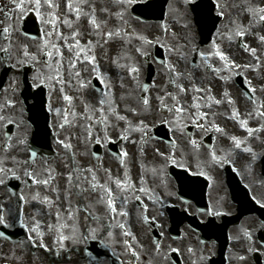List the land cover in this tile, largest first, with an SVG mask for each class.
Masks as SVG:
<instances>
[{"label":"flooded vegetation","instance_id":"af4514ba","mask_svg":"<svg viewBox=\"0 0 264 264\" xmlns=\"http://www.w3.org/2000/svg\"><path fill=\"white\" fill-rule=\"evenodd\" d=\"M78 2L79 0H71L72 7L69 8V0H51L53 7L50 8L42 0L40 12L45 19L54 20L55 35L46 36L45 33L52 31V26L42 24L37 18L40 29L37 38L22 34L21 25L25 13L21 17L18 10L12 11L14 5L10 2L0 3V9L3 10L0 11V161H3L2 166L8 170L7 174L0 173V179L4 181L0 184V205L5 210L4 215L9 224L5 227L7 236L21 233L19 229L28 233V237L34 236V233L21 227V221L29 225L38 221L43 232V244L46 245V248L40 247L38 243H30L27 238L22 244L26 246V250L34 253V258L28 257L25 264H113L105 257L102 249L111 251L115 247L120 264H157L165 259L171 264H207V256L208 259L212 257L211 260L216 258L220 240L228 243L225 264H264V182L250 181V191L256 205H250L247 220H240L233 227L231 235L214 240L218 241V248L211 240L200 241L202 235L199 232L192 231L189 234L190 227L185 224L181 227L185 226L186 231H180L176 237L168 236L174 216L168 214L166 206L172 204L169 194L177 189L176 180L169 168V144L150 140L148 132L135 130L140 126L141 107L139 113H129L125 120L117 118L125 116L126 109L136 104L134 93L141 87L149 62L153 65L156 76L169 71L168 63L166 60L162 65L157 63V54L153 51L146 54L148 62L143 60L141 41L134 44L133 53H126L121 33L122 30L126 32V24L122 15H119L122 14L120 6L106 3L105 8H94L91 2L81 0L79 5ZM77 5L83 13L87 11V15L77 16V10H74ZM9 12L12 13L11 19L5 15ZM68 13L71 21L61 22V15ZM93 15L101 27L96 31L99 33L96 49L93 43L94 25L90 22ZM4 27L9 28V36L3 32ZM13 27L19 28L20 34L16 38L11 31ZM108 32L114 33L112 42L106 35ZM62 37L67 38V42ZM46 41L50 50L53 44L59 48L62 58L54 51L53 60L45 63L48 60L43 54ZM77 41L81 49L90 48L87 54L96 57L98 68L94 70L93 65L83 59L84 52H81V59H77ZM89 41L92 42L91 45ZM242 42L248 43L245 38ZM238 47V36L233 33L232 37L212 42L200 51L208 56L207 61L200 53L193 59L192 50L183 62V68L194 74L191 85L208 84L213 91H224L232 86L249 104L253 103L245 97L235 76L227 70L216 71L226 69L224 61L215 55L217 48L223 50L232 62L248 66L250 47L244 51ZM4 48L9 51H2ZM172 49L181 52L187 47L175 43ZM57 60L60 61L58 73ZM73 63L75 68L71 67ZM133 67L138 72L132 73L130 69ZM76 72L80 73L79 77H76ZM57 75L64 81L63 84L58 82ZM98 75L102 76L107 87L98 79L95 85V77ZM224 76L228 79L225 80ZM242 81L249 88L244 77ZM185 83L190 86L189 76ZM127 92L132 95L130 98H126ZM112 94L117 96L115 103L105 97ZM66 95L71 97L70 101L64 99ZM122 95L123 100H119ZM101 99H107L111 109L117 112V115L114 111L108 112L106 126L96 122L100 116L96 110L100 107ZM45 100L46 104H43ZM124 101L128 103L123 104ZM148 110L150 119L144 125L157 126L158 120L155 117L158 104H150ZM88 115L93 116L92 121L84 118ZM65 119L68 123H65ZM89 123L92 125L93 136L101 141L99 144L89 135ZM61 124L64 125L63 128L60 127ZM167 134L169 138V127ZM122 136H127V139H121ZM171 137L179 140L182 136L171 134ZM60 141L70 145V148L65 149ZM110 141L115 147H110ZM184 148L175 151L181 162L188 159ZM196 148L206 151L202 141ZM32 152L37 153V156L32 157ZM123 152L127 155L122 157ZM218 162L221 165L227 163L222 160ZM74 165L80 169L91 168L98 182L101 185L107 184L114 196L122 199L127 195L126 204H121L120 200L116 202L118 210L127 212V216L117 215L115 219L109 217L106 200L102 199L105 196L103 190L92 192L90 185L84 183L82 187L89 190L78 192L68 179ZM185 168L191 172L193 170L190 166ZM108 170L111 180L108 178ZM26 171H31L37 180H48L49 183L34 184L25 175ZM13 173L19 179L12 178ZM176 176L180 177L179 174ZM259 176L264 181L260 173ZM116 179H127L132 185V191L121 193L115 184ZM196 187L197 184L194 188ZM140 188L146 191H138ZM21 195L25 198L24 201L20 199ZM137 195L139 200L136 199ZM45 198L50 203L45 202ZM189 207L192 206L183 205L182 208ZM69 209L72 210L74 219L69 218ZM57 212L60 213L59 220ZM93 217H99V222ZM119 223L125 224V229L109 227ZM60 225L67 226L61 229ZM49 226H52L51 230ZM2 227L4 226L0 225V229ZM73 228L76 229L75 232ZM90 228L96 230V240L89 238ZM61 231L74 239L70 238L61 245L58 242ZM108 231H111V236L107 235ZM125 231L131 235L126 237ZM246 234L252 239L247 240ZM126 239L138 247L132 248L137 252L138 258L131 256L125 245ZM120 242L123 243L121 247ZM12 245L8 241L2 244L1 254L4 255L6 264H19L15 262L14 254L8 252V247ZM247 247L243 254L236 256V250ZM94 253L96 255L93 256ZM216 264L221 263L218 260Z\"/></svg>","mask_w":264,"mask_h":264},{"label":"snow or ice","instance_id":"6c2138e0","mask_svg":"<svg viewBox=\"0 0 264 264\" xmlns=\"http://www.w3.org/2000/svg\"><path fill=\"white\" fill-rule=\"evenodd\" d=\"M10 4L11 5H14V8H13V12L17 11L19 12V15L22 17L23 14L26 12V11H34L36 16L41 20V23L42 24H48V25H51L52 26V31H49L47 33H45L46 36H53L55 35V23H54V20L49 18V19H45L41 12H40V9L42 7V0H9ZM117 3H120V4H130L132 2V0H116ZM43 3L44 4H47L48 7H53L52 3H51V0H43ZM25 4H27V7H25ZM72 7V4H71V0H69V8ZM217 7H219V5H217ZM0 11H3L2 9H0ZM81 11V9H77V13H79ZM248 11L253 15V17H257L258 16V20L256 22L258 23H261V24H264V8H259V9H255V8H249ZM219 14H223L222 12L219 13ZM5 15L11 19L12 18V13L9 12V13H5ZM119 15H122V14H119ZM90 22L95 25L96 27H99V25L97 24L96 20H95V17L94 15L92 16V19L90 20ZM251 26H254L253 24H250V27ZM3 32L6 34V36H9L10 35V30L8 27H4L3 28ZM99 35V33H97ZM118 35V33H116ZM78 35V33H77ZM107 37L108 38H111L114 33L112 32H108L107 34ZM236 35L243 39L244 35H245V31L244 30H238L236 32ZM63 38V37H62ZM65 39V42H67V38H63ZM264 39V38H262ZM91 41H89V45H91ZM105 43H107V40H105ZM52 50L49 49V45L47 43V41L45 42V45H44V49H43V54L48 58L47 61H45V63H50L52 60H53V57H54V51L55 53L59 54L62 58V54L59 53V48L53 44L52 46ZM76 48L79 49V51H77L76 53V57L77 59H81V52H84V56H83V59L84 60H87L89 63H91L94 67V70L96 68H98V65H96V61H95V57L94 56H89L87 53L88 51H90V48L88 50H85V49H81L80 48V45H79V42L77 41L76 43ZM69 50H71V45H69ZM2 51H9L8 48H4L2 49ZM139 51V49H138ZM252 55L255 56L256 55V52H255V49H252ZM200 55L204 58L205 61L208 60V56L205 55L204 53H200ZM215 55L217 57H219V59L221 61H225L226 62V65H227V57L217 48L216 52H215ZM57 73L59 72V65H60V61L57 60ZM71 67L75 68V64L73 63L71 65ZM235 67H238L235 65V62L233 61L230 65H227V69H216L217 72H220V71H223V70H232L234 69ZM130 71L132 73H136L138 72V69L133 67L130 69ZM171 71V69H170ZM76 77H79L80 76V73L79 72H76L75 73ZM179 74L177 73V76ZM56 79L58 80V82H60L61 84L64 83V81L60 78L59 75L56 76ZM96 79H98L100 81V83L102 85H105V87H107V85L105 84V81L103 80L102 76L98 75L96 77ZM174 83V81H173ZM82 87L84 86L83 84L81 85ZM147 85L144 86V91H147ZM177 87H179V90L181 92H184L186 91L182 85H178ZM61 91H63V88H61ZM197 92L201 91V89H196ZM251 91V96H250V99L255 102V90L254 89H250ZM227 95V93H226ZM167 97H171L172 100H177V97L173 94V93H168L167 94ZM167 97H162L160 98L161 100V103L164 102V100L167 98ZM64 99L66 101H70L71 100V97L69 96H65ZM217 104L220 103V101H216ZM229 103H232L231 100H229ZM99 104H100V107L96 110L99 112L100 116L99 118L96 120L97 123L101 124V125H107L108 123V112L110 111H113L111 109V106L109 104V101L107 99H101L99 101ZM143 104L145 106H147L149 104V100L144 97L143 98ZM107 106V107H106ZM195 108L199 109L201 107V105L199 103H196L193 105ZM205 106H209V105H205ZM167 107V106H166ZM167 111L173 113L175 116H180L183 112H184V109L179 106V104H177L176 106L174 107H167ZM57 113L59 114V109H57ZM260 116L264 117V112H259L258 113ZM198 118L199 119H203L206 117V113H198ZM197 115H194L193 116V120L196 122V126H200L202 129H203V125L202 124H199L198 123V119H197ZM251 115V114H250ZM73 116H75V113H73ZM233 116L234 117H238L239 116V113L238 112H234L233 113ZM85 119L89 120V121H92L93 120V116L92 115H88V116H85L84 117ZM117 118L119 120H125L126 118L124 116H117ZM65 123H68L67 119H65ZM240 124L244 127V129L248 132L249 136H252L254 133H255V129H251L249 127H247V120H240ZM60 127H64L63 124L60 125ZM91 123H89L88 125V132H89V135L92 136L93 139H95V142L97 144H99L101 141L100 139L96 138L95 136H93L92 132H91ZM215 131L217 132H220L222 131L219 126H213ZM136 131H141V132H146V126L144 125V122L141 121L140 122V126H138L136 129ZM105 138H107L105 136ZM121 139H127V136H122ZM233 141H234V145L237 149L241 148V140L233 137ZM111 142V141H110ZM60 143L63 145V147L65 149H68L70 148V145L68 144H65L63 141H60ZM244 151H250V149L248 148H244ZM127 153L126 152H123L121 153V156H126ZM31 156L32 157H36L37 156V153L35 152H32L31 153ZM75 158L73 157V160ZM213 159H215V156H213ZM226 162V161H224ZM27 163V162H26ZM3 161H0V173H5L7 174L8 170H6L3 166ZM25 175H27L29 177V179L32 180V182L34 184L36 183H43L45 185H47L49 183L48 180H37L31 171H26L25 172ZM89 175H90V178H89ZM125 177L127 178V173H125ZM12 178L14 179H19L18 176H16L14 173L12 174ZM108 178L109 180H111V174H110V170H108ZM69 182L73 184V186L76 188V190L80 193H83V192H86L88 191L89 189H85L82 187V185L84 183H88L90 185V190L92 192H96L97 190H103V192L105 193V196H102V199H105L106 200V205H107V208H108V214H109V217H111L112 219H115V217L117 215L119 216H127V212L125 211H120L118 210L117 206H116V202L117 200H120L121 204H126L127 203V195H124L123 198L121 199V197H117V196H114L113 193H112V189L110 187L107 186V184H104V185H101L98 180H97V177H96V174L95 172L91 169V168H87V169H80L78 166H73V171L69 174ZM4 181L3 179H0V184H3ZM115 184L117 186V188L121 191V193H127V192H130L132 191V185H130L128 182H127V179H125L124 181H121L120 179H116L115 180ZM138 191L140 192H145L146 190L144 188H140ZM20 199L22 201L25 200V198L21 195ZM136 199L139 200L140 197L137 195L136 196ZM45 202L47 203H50V201H47V198H45ZM262 207H264V205H262ZM69 218L70 219H74L75 216L74 214L72 213V210L69 209ZM77 211H79V207L77 209ZM4 212L5 210L3 209L2 206H0V225L4 226V227H8L9 224L8 222L6 221V218H5V215H4ZM217 215H220V213H216ZM60 218V213L57 212V219L59 220ZM34 219V218H33ZM93 219H95L97 222H99L100 218L99 217H93ZM67 225H60L61 229H63L64 227H66ZM114 226H118L120 227L122 230L125 229L126 225L123 224V223H119L118 225H109V227H114ZM21 227L22 228H26L28 230L29 233H34L35 235H29L28 239H29V242L30 243H38L40 247H45L46 248V245L43 244V232L40 230V223L37 221L35 222L34 224L32 225H29V224H26L24 223V221L22 220L21 221ZM52 226H49V229L51 230ZM73 231L75 232L76 229L73 228ZM89 233H90V236L89 238L92 239V240H96L98 237H97V234H96V230L95 229H88ZM3 233L0 232V236H2ZM107 235L108 236H111L112 233L111 231H108L107 232ZM124 235L127 237V236H130L131 233L130 232H127L125 231L124 232ZM246 237L247 239H251V236L249 234H246ZM38 238V240H37ZM70 238H73L74 237H69V236H66L63 234V232L61 231L60 235H59V240L58 242L61 243V245H63V242L70 239ZM125 245L126 247L129 249L130 253H131V256L132 257H136L138 258V255L136 253L135 250L132 249V245L131 243L126 239L125 240ZM241 259H243V257H241Z\"/></svg>","mask_w":264,"mask_h":264},{"label":"rangeland","instance_id":"374dc122","mask_svg":"<svg viewBox=\"0 0 264 264\" xmlns=\"http://www.w3.org/2000/svg\"><path fill=\"white\" fill-rule=\"evenodd\" d=\"M174 1L178 5L179 0H174ZM182 1H184V0H182ZM185 1H187V0H185ZM236 7L240 11V22H245L246 21V17L243 14V10L244 9H248L250 7V3H248V2L238 3ZM170 17L171 18H175V19H179V16H178L177 12L174 11V10L172 11V9L170 11ZM139 25L140 24H137L136 26H132V32H130V34L127 35V39H126V42H127L126 50H127V52H129L131 50L132 46L134 45V36H133L134 34L138 35V33H140V35L142 37H149L150 38L153 35V33L157 32V29L154 28V27H150L149 26V27H146V28H141ZM16 32H17L16 31V27H13L12 28V33L14 35H16ZM144 35H146V36H144ZM147 35H149V36H147ZM125 96H130V92H127ZM116 97L117 96L114 95V94H112L110 96V100H111L112 103L116 102ZM123 97H124L123 95L120 96L119 100H123ZM127 103H128L127 101L123 102V104H127ZM8 252H12V253L14 252L15 259H17L18 255H19V248L17 246H10V247H8ZM5 261L6 260L2 256L1 250H0V264L5 262Z\"/></svg>","mask_w":264,"mask_h":264},{"label":"bare ground","instance_id":"6f19581e","mask_svg":"<svg viewBox=\"0 0 264 264\" xmlns=\"http://www.w3.org/2000/svg\"><path fill=\"white\" fill-rule=\"evenodd\" d=\"M252 126H253L252 123H248V124H247V127H249V128H251Z\"/></svg>","mask_w":264,"mask_h":264}]
</instances>
